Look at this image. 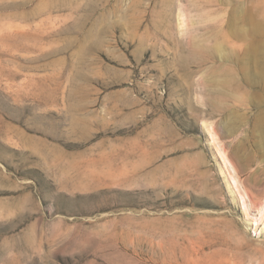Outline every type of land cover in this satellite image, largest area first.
<instances>
[{"label":"rangeland","instance_id":"obj_1","mask_svg":"<svg viewBox=\"0 0 264 264\" xmlns=\"http://www.w3.org/2000/svg\"><path fill=\"white\" fill-rule=\"evenodd\" d=\"M0 264H264V0H0Z\"/></svg>","mask_w":264,"mask_h":264}]
</instances>
